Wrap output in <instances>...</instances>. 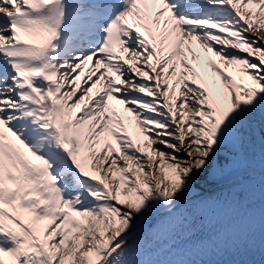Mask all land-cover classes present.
I'll return each instance as SVG.
<instances>
[{"label":"snow or ice","instance_id":"snow-or-ice-1","mask_svg":"<svg viewBox=\"0 0 264 264\" xmlns=\"http://www.w3.org/2000/svg\"><path fill=\"white\" fill-rule=\"evenodd\" d=\"M264 264V0H0V264Z\"/></svg>","mask_w":264,"mask_h":264},{"label":"bare ground","instance_id":"bare-ground-1","mask_svg":"<svg viewBox=\"0 0 264 264\" xmlns=\"http://www.w3.org/2000/svg\"><path fill=\"white\" fill-rule=\"evenodd\" d=\"M179 236V235H178ZM177 236V237H178ZM173 239H161L159 241H155L153 242L150 247L146 250L145 255L148 253H151L152 251L160 248L161 246H163L164 244L168 243L169 241H171Z\"/></svg>","mask_w":264,"mask_h":264}]
</instances>
